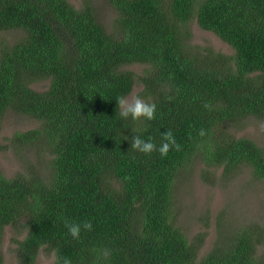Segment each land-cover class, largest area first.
Segmentation results:
<instances>
[{
	"label": "trees",
	"instance_id": "1",
	"mask_svg": "<svg viewBox=\"0 0 264 264\" xmlns=\"http://www.w3.org/2000/svg\"><path fill=\"white\" fill-rule=\"evenodd\" d=\"M118 16L109 30L95 6L70 0H0V31L22 36L0 51V130L8 110L40 125L18 131L15 144L50 155L47 171L7 176L0 167V239L24 220L22 264L40 250L55 264H264L260 225L225 231L200 257L204 232L192 239L176 220V181L197 160L225 176L248 167L264 179V146L238 137L229 123L264 120V0H109ZM235 50L206 52L191 44L192 21ZM139 62L146 102L155 119L119 116ZM49 78L45 90L31 86ZM135 129L157 149L131 148ZM176 147L159 152L162 133ZM65 221L83 224L73 238ZM4 256L0 242V264Z\"/></svg>",
	"mask_w": 264,
	"mask_h": 264
},
{
	"label": "rangeland",
	"instance_id": "2",
	"mask_svg": "<svg viewBox=\"0 0 264 264\" xmlns=\"http://www.w3.org/2000/svg\"><path fill=\"white\" fill-rule=\"evenodd\" d=\"M90 1L96 8L105 26L111 30L118 16L117 10L109 0H70L76 7ZM192 37L190 44L197 50L206 52L214 49L226 54H233L234 48L219 35L201 27L197 20L191 23ZM23 34L22 30L10 29L0 31V51L3 43L13 44ZM147 67L144 63L134 62L124 68L134 71L137 81L132 91L126 96L131 99L142 94L144 84L140 76ZM50 84L49 78L36 79L31 86L37 90H45ZM38 120L30 116L8 110L4 116L0 130V167L7 176L18 172L30 173L32 170L45 172L48 169L49 153L34 146H21L12 140L15 133L39 126ZM229 130L238 137L254 139L264 146V120L256 115H248L238 122L229 123ZM213 173L208 176L207 167L197 160L191 168H184L176 181L175 212L176 220L192 239L204 232L205 240L200 249L202 257L217 244L225 231L240 230L254 224L264 229V179H258L248 167L235 171L230 176L224 175L222 167L210 168ZM35 172V171H34ZM24 220L16 225H7L0 242L4 256L3 264H22L17 253L18 241L27 232ZM258 256L264 261V242L258 247ZM36 264H55L54 252L43 247Z\"/></svg>",
	"mask_w": 264,
	"mask_h": 264
},
{
	"label": "clouds",
	"instance_id": "3",
	"mask_svg": "<svg viewBox=\"0 0 264 264\" xmlns=\"http://www.w3.org/2000/svg\"><path fill=\"white\" fill-rule=\"evenodd\" d=\"M116 102L120 109L119 116L122 119L127 120L131 118L133 121H138L141 118L149 121L155 119L157 112L156 104L146 102L140 96H134L129 99L128 97L121 95L116 98ZM162 135L164 140L158 149L162 155H167L170 147L173 145L179 147V145L175 144V140L171 131L162 133ZM128 140L130 141L131 148L144 153H151L157 149L156 144H154L151 139H144L141 135L137 134L135 129L132 130V135L128 137ZM65 226L67 227L70 235L77 239L80 237L82 229H92V223L90 221L84 222L83 224L65 221ZM63 264H71L70 259L64 258Z\"/></svg>",
	"mask_w": 264,
	"mask_h": 264
}]
</instances>
